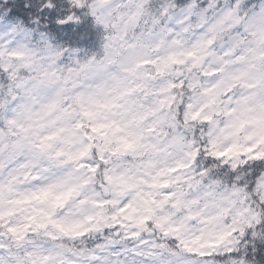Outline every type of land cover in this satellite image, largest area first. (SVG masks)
Wrapping results in <instances>:
<instances>
[{"label": "clouds", "instance_id": "9594fccd", "mask_svg": "<svg viewBox=\"0 0 264 264\" xmlns=\"http://www.w3.org/2000/svg\"><path fill=\"white\" fill-rule=\"evenodd\" d=\"M83 4L0 0V264H264V0Z\"/></svg>", "mask_w": 264, "mask_h": 264}, {"label": "snow or ice", "instance_id": "6c2138e0", "mask_svg": "<svg viewBox=\"0 0 264 264\" xmlns=\"http://www.w3.org/2000/svg\"><path fill=\"white\" fill-rule=\"evenodd\" d=\"M108 3H109V0H95V6L91 9V14L96 18L97 23H104L105 27H107V24H106V22L104 20V17L103 16H97L96 15V11H97L98 8L105 7ZM72 4H73V7H75V8H81V7L84 6L83 0H72ZM137 9H138V11H137V15H138L142 11V6L141 5H137ZM73 19H74V16L68 15L66 17V19H60V20L57 21V23L65 24V23H67L69 21H72ZM133 19H134V17H130V21L133 20ZM111 39L112 40H117V39H122V37L121 36H113V37H111ZM105 47L107 49L109 47V45H106ZM12 55H17V54L13 53ZM106 59H107V57H106ZM93 63L100 64L102 62H95V60L93 58L92 61H88L87 63L81 64L80 68H79V71L88 72V71L93 70L92 69ZM96 70H103V68L102 67H98ZM85 114L87 115L88 113H85ZM193 118H195V117H193ZM249 138H251V137H249ZM262 139H264V137H262ZM248 151H251V149H248ZM254 159H260V157L257 156V157H254ZM252 219L256 220L258 223H264V220H261L260 218H258L255 215L252 217ZM157 226L159 227V225H157ZM251 227H252V225L249 224V228H251ZM165 235H167V233H165ZM241 235H244L243 230H241ZM223 239H224V236L221 235L220 236V240L222 241ZM212 247H215V245H212ZM185 250L186 251H191V249H189V248H185Z\"/></svg>", "mask_w": 264, "mask_h": 264}, {"label": "trees", "instance_id": "16d2710c", "mask_svg": "<svg viewBox=\"0 0 264 264\" xmlns=\"http://www.w3.org/2000/svg\"><path fill=\"white\" fill-rule=\"evenodd\" d=\"M90 25H91V19L89 18L87 21L81 23L80 28L77 31L87 33L89 31ZM63 27H65L69 32H71V29L74 27V25L69 23L68 25H65Z\"/></svg>", "mask_w": 264, "mask_h": 264}]
</instances>
